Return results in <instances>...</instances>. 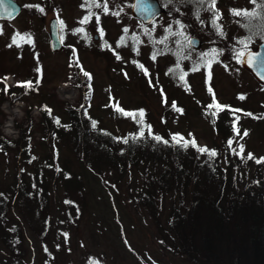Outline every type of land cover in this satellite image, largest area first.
<instances>
[{"label": "rangeland", "instance_id": "obj_1", "mask_svg": "<svg viewBox=\"0 0 264 264\" xmlns=\"http://www.w3.org/2000/svg\"><path fill=\"white\" fill-rule=\"evenodd\" d=\"M15 1L22 6L18 16L0 21V86L21 92L15 96L3 93L0 133L7 139L18 141L22 130L32 123L30 145L38 147L42 136L35 127L45 98L62 108L86 107L95 126L119 136L147 121L144 129L148 130L151 123L155 134L168 131L178 138L182 133L184 139L192 135L197 146L209 147L216 139L214 129L182 108L189 88H202V79H211L214 100L258 110L264 118V85L258 84L234 57H241L245 48L253 49L264 40L252 36L249 42V19L245 15L254 14L252 23L264 24V0H214L211 11L210 0H158L166 9L176 11L159 16L148 26L131 17V0ZM52 17L60 22L63 49L58 52H51L48 45V21ZM189 36L201 40L200 49L187 46ZM70 46L78 48V60H73ZM139 52L144 53L142 61L151 70L156 71L159 63L162 75L169 80L165 91L148 82L142 90L124 75L122 68L133 74V69H138L135 62ZM122 53L129 55L123 64ZM186 77L187 83L182 80ZM30 90L37 97H31ZM174 102L175 109L171 108ZM137 110L144 112L143 119L135 115ZM242 143L244 153L252 150L255 157L264 155V128L250 129ZM16 154L10 149V161ZM3 160L6 162V157ZM1 167L4 170L5 163ZM0 174L10 177L6 170ZM124 176L108 189L92 174H83L88 193L76 221L67 220L61 200L64 189L53 178L48 203L53 223L50 239L45 237L42 242L36 238L26 227L28 219H23L27 264H87L89 257L103 264H195L165 252L154 223L130 204L129 178ZM24 215L28 217L26 211ZM2 254L0 249V260Z\"/></svg>", "mask_w": 264, "mask_h": 264}, {"label": "trees", "instance_id": "obj_2", "mask_svg": "<svg viewBox=\"0 0 264 264\" xmlns=\"http://www.w3.org/2000/svg\"><path fill=\"white\" fill-rule=\"evenodd\" d=\"M175 11L166 9L165 14ZM70 51L73 60H78V48L70 46ZM122 55L121 64L129 57L127 53ZM138 55V69H133V74L122 68L124 75L142 90L148 82L165 91L169 80L162 75L159 63L154 64L153 71L142 61L144 53ZM234 57L238 61V56ZM202 83V88L187 85L190 95L182 108L214 129L216 139L209 147L197 146V138L191 134L184 139L178 133L175 140L168 131L161 136L155 134L151 123L148 130L144 129L147 121H143L142 129L133 128L119 136L95 126L86 107L62 108L47 103L45 98L35 127L42 136L36 149L30 145L32 123L22 130L18 141L0 133V173L6 170L10 175L0 174V264H27L26 231L22 230L25 219L31 234L42 242L45 237L50 239L53 223L48 203L53 178L64 189L61 200L67 220L80 217L88 193L85 173L108 189L127 175L130 204L154 223L156 237L167 254L195 264H264V155L255 157L252 150L244 153L242 143L250 129L255 132L264 128V118L258 110L214 100L211 79H202ZM3 93L15 96L21 92L0 86V105ZM28 94L37 97L31 90ZM166 99L164 96L163 101ZM176 106L174 102L171 108ZM143 114L141 110L135 113L142 119ZM185 142L188 147L182 146ZM200 148L206 151L200 152ZM10 149L17 153L13 162L7 155ZM213 152L215 155H210ZM57 199H53L56 204ZM87 264L103 263L89 257Z\"/></svg>", "mask_w": 264, "mask_h": 264}, {"label": "water", "instance_id": "obj_3", "mask_svg": "<svg viewBox=\"0 0 264 264\" xmlns=\"http://www.w3.org/2000/svg\"><path fill=\"white\" fill-rule=\"evenodd\" d=\"M5 4L9 11L12 12L11 17L0 18L3 20L13 19L20 12V5L15 0H5ZM165 12L158 0H131L130 15L139 20L142 25H148L154 19ZM96 38V37H95ZM201 40L195 36H190L187 39V44L192 49H199L201 47ZM48 45L51 52H58L63 49V43L59 34V24L56 17H52L48 21ZM253 55L259 54L264 56V40L259 42L253 49H248L240 57V66L247 71L252 78L260 85H264V74H260L255 70V66H250L252 61L249 59L248 53Z\"/></svg>", "mask_w": 264, "mask_h": 264}, {"label": "snow or ice", "instance_id": "obj_4", "mask_svg": "<svg viewBox=\"0 0 264 264\" xmlns=\"http://www.w3.org/2000/svg\"><path fill=\"white\" fill-rule=\"evenodd\" d=\"M198 2L203 3V0H198ZM214 3V0H210V7H209V11L212 10L211 8V4ZM42 11V10H41ZM239 14V13H236ZM213 15H217V13L213 12ZM245 15L248 17L249 19V24L247 25L248 31L250 33L249 36V42L252 39V36H259L261 39H264V24H253L252 23V15L254 14H248L245 13ZM12 16V12L9 11V9L7 8L6 4H5V0H0V18H4V17H11ZM238 43L244 44V41H238ZM244 51H248L247 48L244 49ZM249 55V59L252 61V64L250 66H255V70L260 73V74H264V56H260L259 54L253 55L251 52L248 53ZM238 58L239 55H238ZM85 75H89L88 73H85ZM246 134V133H245ZM154 139H156L157 141H160V137L159 136H155ZM173 140H175V137H173ZM167 142V141H165ZM177 143H179L177 141ZM183 147H188V144L185 142L183 145ZM192 146L195 147V142L193 141ZM200 152H205L206 149L205 148H200L198 149ZM210 155H215V153H210Z\"/></svg>", "mask_w": 264, "mask_h": 264}]
</instances>
